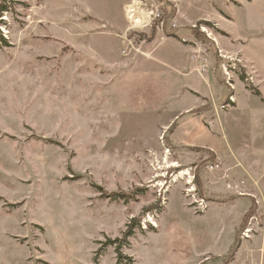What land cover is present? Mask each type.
Instances as JSON below:
<instances>
[{
  "label": "rangeland",
  "instance_id": "rangeland-1",
  "mask_svg": "<svg viewBox=\"0 0 264 264\" xmlns=\"http://www.w3.org/2000/svg\"><path fill=\"white\" fill-rule=\"evenodd\" d=\"M169 38L188 49L181 71L153 60L184 57L173 42L153 52ZM257 38L264 0H0V264H171L170 224L195 231L205 212L179 177L193 167L208 207L236 200L239 238L248 215L249 237L264 234V77L245 53ZM193 117L226 134L227 159L171 147Z\"/></svg>",
  "mask_w": 264,
  "mask_h": 264
},
{
  "label": "crops",
  "instance_id": "crops-1",
  "mask_svg": "<svg viewBox=\"0 0 264 264\" xmlns=\"http://www.w3.org/2000/svg\"><path fill=\"white\" fill-rule=\"evenodd\" d=\"M115 5L117 6L118 11L121 13L125 9L124 7L125 5H127V3L125 4V2L121 1L115 3ZM252 40L253 39H250V42L245 45V53L247 55V58L255 64L260 74L264 77V56L262 53V51L264 52V40H260L258 38L255 39V41ZM173 41L174 38L165 39L161 42V44L159 43V45H155L156 47H154L152 50H154L153 52H155L156 49H160V47H162L164 44ZM175 45L181 55L184 56H176L174 58H171L174 61L173 63H175L176 65L167 64L163 60L158 59L154 56L156 53L153 54V60L163 62L171 70L174 69L177 71H181L186 68L188 64V61L185 58V54H187L188 49H186L187 47L183 49L182 46L178 44V42H176ZM192 79L200 81L199 79H197V76L192 77L191 81ZM177 95L179 97H183V100H189L188 95L184 92H178ZM253 95L252 97H255V95ZM193 102L194 103H192L191 106L195 105L196 107V105L198 104L197 101ZM191 106L190 108L183 107L184 109H186L183 112H189L193 108ZM196 118L197 117H193L191 119H186L178 123L176 128L172 131V133H170L171 147H184L186 148V151L196 152V156H200V154L202 153L199 151L200 149H207L215 155H218V158H221V160L227 159L229 156L227 151L229 149V144L228 142H226V140H224L226 134L223 133L222 135V131L219 129L220 127L216 123L213 127V131H210L209 128H205L203 124H200ZM235 159L236 161H239L237 157H235ZM238 167L239 166L235 165L226 169V174L230 175V172L238 170ZM205 179L206 178L204 177V186L214 187L212 182L207 184V180ZM224 190L226 192L229 191L226 186ZM169 192L170 193L168 199L170 195L173 194L174 198L178 200V193L176 191L171 189L169 190ZM233 194H235V192ZM235 196L239 197L238 200H246L242 199V197L244 196H240L237 194ZM181 200L182 199H180V201ZM234 201L225 202V206L222 208L219 206V204H215V202H212L211 204L209 202L207 211L198 214V216H193L192 218L197 224L201 226V228H199L198 225L195 231H190L189 229L181 227L180 225L179 227H177V220L173 221L170 224V226L172 225L170 228L175 227L176 232L174 231L175 236L173 238L177 240L179 254L178 258L173 259L174 261H171V264H264V234L262 233V235H259L256 238H254L255 234H253L252 237H249L248 239L242 238L241 236V234L244 233L247 228L251 229L252 226L255 225V222H258L257 218L255 220L251 219V221L249 218L245 225L240 228V239L242 240V242L240 241V246L234 258L228 260L229 254L234 248L238 238L234 210H241L239 208H236L237 203H235ZM184 204V200H182V205ZM247 206H245L241 211V215H243L244 217L248 214L251 208L250 206ZM185 207L186 206L182 207V210L186 209ZM223 210L229 211L230 214H228L227 216H223ZM242 222L243 220L241 221V224ZM192 237L197 241V245L188 246V240Z\"/></svg>",
  "mask_w": 264,
  "mask_h": 264
},
{
  "label": "built area",
  "instance_id": "built-area-1",
  "mask_svg": "<svg viewBox=\"0 0 264 264\" xmlns=\"http://www.w3.org/2000/svg\"><path fill=\"white\" fill-rule=\"evenodd\" d=\"M250 80H253V78L250 77ZM169 152V151H168ZM208 171H215L216 169H218L217 165H208L206 166ZM194 167L187 169L188 171V175H186V177L188 178L187 184L188 186H191L189 190L186 191V194L188 197H191V199L193 200V203L196 205V207H198L199 212H204L208 209V203L204 200V198L202 197H198V193H197V188L196 185L194 183V181L196 180V168L195 171ZM241 185H244V182H242ZM235 193L237 195L243 196L246 195V192L243 191H235ZM256 217H254L252 220H255ZM149 224H151V221H149ZM251 232V229H246L243 233V238H248L249 237V233Z\"/></svg>",
  "mask_w": 264,
  "mask_h": 264
},
{
  "label": "bare ground",
  "instance_id": "bare-ground-1",
  "mask_svg": "<svg viewBox=\"0 0 264 264\" xmlns=\"http://www.w3.org/2000/svg\"><path fill=\"white\" fill-rule=\"evenodd\" d=\"M127 8H128V6H127ZM127 16H128V19L132 22L131 24H133V25L135 26V28H136L139 24L143 23V20H144V13H143V11H142L140 5L137 4L136 1H134V2L132 3L131 10H130V14H129V12L127 11ZM203 30H204V32H207L206 29H203ZM172 167H178V164H173ZM186 175H188V172H181L180 175H179V177L181 178L182 176H186ZM161 177H162V176H161ZM179 177H178V178H179ZM178 178H177V179H178ZM177 179H175V180H177ZM157 185H158V186H162L161 182L158 183ZM149 221H151V225H152V226H156V225H157V224L154 223V221H152V220H149Z\"/></svg>",
  "mask_w": 264,
  "mask_h": 264
},
{
  "label": "trees",
  "instance_id": "trees-1",
  "mask_svg": "<svg viewBox=\"0 0 264 264\" xmlns=\"http://www.w3.org/2000/svg\"><path fill=\"white\" fill-rule=\"evenodd\" d=\"M195 33H197V32L195 31ZM194 36H195L196 38H198V37H199V34L197 33V35L195 34ZM256 95H257V96H260V93H259V92H256ZM212 157H214V155H212ZM114 197H115V196H114ZM247 218L249 219V218H250V215H248ZM239 246H240V238L238 237V238H237V241H236V243H235L234 248L231 250V252H230V254H229V259H228V260H231L232 258H234L235 254H236V252H237V250H238V248H239Z\"/></svg>",
  "mask_w": 264,
  "mask_h": 264
}]
</instances>
